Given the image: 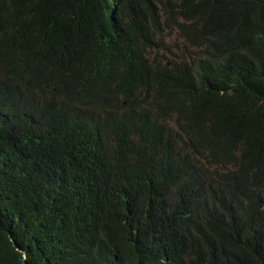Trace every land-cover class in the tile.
Segmentation results:
<instances>
[{"label": "trees", "instance_id": "16d2710c", "mask_svg": "<svg viewBox=\"0 0 264 264\" xmlns=\"http://www.w3.org/2000/svg\"><path fill=\"white\" fill-rule=\"evenodd\" d=\"M0 264H264V0H0Z\"/></svg>", "mask_w": 264, "mask_h": 264}, {"label": "rangeland", "instance_id": "374dc122", "mask_svg": "<svg viewBox=\"0 0 264 264\" xmlns=\"http://www.w3.org/2000/svg\"><path fill=\"white\" fill-rule=\"evenodd\" d=\"M155 44L153 56L161 57L162 55H166L167 57H172L170 51L178 56L182 54L196 55V50L190 48L188 44L185 45L183 39L174 31L157 36Z\"/></svg>", "mask_w": 264, "mask_h": 264}, {"label": "bare ground", "instance_id": "6f19581e", "mask_svg": "<svg viewBox=\"0 0 264 264\" xmlns=\"http://www.w3.org/2000/svg\"><path fill=\"white\" fill-rule=\"evenodd\" d=\"M176 159V158H175ZM174 162V161H173ZM173 167V166H172ZM232 169H233V167H232Z\"/></svg>", "mask_w": 264, "mask_h": 264}]
</instances>
